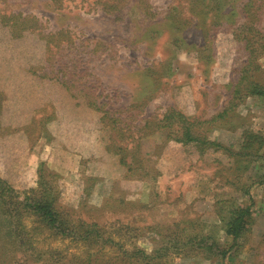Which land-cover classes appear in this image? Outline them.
<instances>
[{"label": "rangeland", "instance_id": "obj_1", "mask_svg": "<svg viewBox=\"0 0 264 264\" xmlns=\"http://www.w3.org/2000/svg\"><path fill=\"white\" fill-rule=\"evenodd\" d=\"M145 1L125 0V18L115 20L94 0H0V178L23 198L42 174L59 208L94 223L104 239L88 247L24 216L31 238L16 254L31 256L21 264H72L88 252L115 261L122 250L157 264H264V95L235 93L249 82L264 89L263 53L237 85L251 64L247 39L256 48L264 40V1L215 8L204 0L205 14L191 0ZM3 14L20 24L25 17L27 30L13 37ZM50 33L61 35L47 51L41 35ZM66 71L74 97L61 82ZM88 95L125 124L130 156L139 143L141 176L106 151L111 131L91 121L101 113L86 105ZM169 108L230 152L167 138ZM248 205L238 249L222 259L217 249L232 242L228 218ZM193 237L204 238L200 246L186 243Z\"/></svg>", "mask_w": 264, "mask_h": 264}, {"label": "trees", "instance_id": "obj_2", "mask_svg": "<svg viewBox=\"0 0 264 264\" xmlns=\"http://www.w3.org/2000/svg\"><path fill=\"white\" fill-rule=\"evenodd\" d=\"M55 2H62L63 0H54ZM141 5H145L147 2L145 0H138ZM193 3L197 4V11L205 14L204 8H200L198 5L203 6L204 0H191ZM213 4V7L221 8L220 0H210ZM264 1V0H263ZM94 3L98 4L102 10L113 15L115 20H123L125 18V0H94ZM199 3V4H198ZM144 9V8H143ZM2 19L5 20L7 26L11 28V35L13 37H20L23 31L27 30L26 26H22L21 24H25L26 18L20 17V23H17L16 15H5L3 14ZM13 20V21H10ZM28 20V27H29ZM31 26V25H30ZM61 33H50V34H42L41 38L45 40V47L47 51H52V44L58 45L56 42L59 39ZM247 47L249 46V61L251 64L248 65L245 69H243L242 74L238 80L237 85L246 82L249 74L250 66H253L255 60L258 56V53L264 54V40L259 43V47L256 48L254 45V40L247 39ZM259 42V40H258ZM53 47V46H52ZM74 61L70 63V67L68 69L74 70ZM67 74L61 75V82L65 85V89L71 93V96L74 97V92L77 90V87L74 86L71 89L72 83L68 84V77L71 78V72ZM73 73V72H72ZM69 75V76H68ZM77 75V74H75ZM49 77L53 78V73L48 74ZM65 78V79H64ZM252 84V83H248ZM250 85H240V88L235 89V93H240L244 91V93L240 97L247 96L248 94L253 95H264V89L258 83H255L253 87ZM86 97V96H85ZM95 96H87L86 105L99 110V104L95 103ZM232 98H237V95H233ZM100 106L102 110L101 114H98L94 118H91V121L94 123H99L103 127H109L111 131V135H109L108 143L105 145L106 151H111L114 155H117L119 158V162L125 165L128 172L135 176H141L140 173H137V170L141 169V160L138 159L139 154L137 153V149L139 148V143L136 142L132 145L131 149L133 150L132 156H130V149L127 148L128 145V137L129 134H126L125 124H122L119 118H114L111 116L112 112L110 109H104L105 104L100 102ZM55 119V113L47 116L43 119L42 122L49 123ZM162 121L165 122L163 127H170V131L167 134V138L173 135V139L179 141L183 144L193 143L199 149H206L209 147L213 148H224L218 142L211 141L204 136H201L197 130H195L194 119H189L184 113L175 108L167 109L166 113L162 117ZM124 123V122H123ZM174 127V128H172ZM176 127V129H175ZM45 131V133H50L41 127V131ZM250 141V140H249ZM251 143L247 144L249 147ZM227 152H230L228 148H224ZM245 156L250 155L251 152H244ZM128 156L131 158L127 161ZM142 158V157H141ZM136 173V174H135ZM39 189L37 191H33L30 195H25L23 198H18L17 194H14V190H12L10 184L5 180L0 178V264H21L20 262H25V257L30 255V253L25 250H21V254L17 256V250L20 251L19 247H22L24 243H29L30 236L26 233L28 232L26 227L23 225L22 218L24 216H32L34 221L41 225L43 228L49 231L50 234L54 236L66 237L71 240H79L84 244L88 245L98 243V245L102 246L104 243V239L102 238L101 230L98 227H95L94 223H88L84 221H74L69 218L68 212L63 211L59 208L57 204L58 193L54 188L52 183L48 180H45V177L41 174L39 176ZM244 194L249 196V192L244 190ZM250 198V196H249ZM235 210L232 211L231 216L228 218L229 221L226 224L225 231L231 236V244L228 250L226 249H217L222 259L227 256V251L235 248L236 251L238 248L239 238L242 237L246 227H247V219L251 216V205L240 207L236 206ZM198 237V236H195ZM195 237L189 239L188 242L195 241L197 245L200 246L203 237H200L196 241ZM105 240L109 241V238H105ZM28 245V244H27ZM213 245V244H211ZM212 248V247H210ZM122 255H119L115 261L107 260L101 261L96 257H93L95 254L88 252L82 258H78L77 261L72 264H157L156 262H145L144 252L141 253L139 258H132L129 256L125 250H122ZM31 256V255H30ZM229 255L227 258H229ZM41 258L42 255L36 253L34 258Z\"/></svg>", "mask_w": 264, "mask_h": 264}]
</instances>
